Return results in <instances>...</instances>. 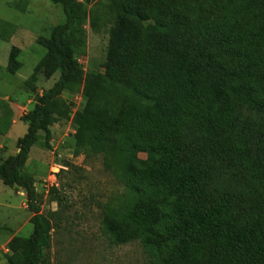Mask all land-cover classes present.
<instances>
[{"label":"trees","instance_id":"trees-1","mask_svg":"<svg viewBox=\"0 0 264 264\" xmlns=\"http://www.w3.org/2000/svg\"><path fill=\"white\" fill-rule=\"evenodd\" d=\"M49 1L63 22L38 66L59 74L23 116L16 152L0 161V183L20 189L31 213L9 264H40L50 245V218L23 166L38 132L49 148L56 101L76 66L67 41L74 0ZM115 7L103 72L86 86L72 136L73 155H100L122 188L102 206L103 234L114 245L138 242L162 264H264V0L203 7L202 29L179 0ZM2 123L0 133L8 116Z\"/></svg>","mask_w":264,"mask_h":264},{"label":"rangeland","instance_id":"rangeland-1","mask_svg":"<svg viewBox=\"0 0 264 264\" xmlns=\"http://www.w3.org/2000/svg\"><path fill=\"white\" fill-rule=\"evenodd\" d=\"M117 1L74 0L75 24L67 37L76 66L74 78L56 101L61 112L49 126V148L43 146V133L38 132L23 166V172L33 178L39 212L51 222L50 245L40 264H162L160 257H153L138 242L108 241L101 230V209L122 188L103 169L100 155L72 153L74 117L85 106L86 86L103 72ZM179 1L190 6V21L200 29L207 16L203 7L214 8L218 2ZM62 22L59 6L49 0H0V32H9L7 26H12L7 37L0 35V129L5 117L10 119L0 133V161L16 152V139L26 128L23 116L58 77V70L46 77L38 65L47 54L51 28ZM194 33L203 41L210 38L199 30ZM12 49H16V68L11 73L6 67ZM30 217L22 191L0 183V264H9L17 244L29 235Z\"/></svg>","mask_w":264,"mask_h":264}]
</instances>
